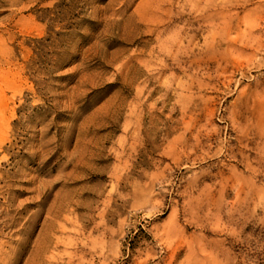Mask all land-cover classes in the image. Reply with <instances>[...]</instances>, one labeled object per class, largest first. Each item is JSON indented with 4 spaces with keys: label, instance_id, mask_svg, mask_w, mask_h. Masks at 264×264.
Segmentation results:
<instances>
[{
    "label": "rangeland",
    "instance_id": "374dc122",
    "mask_svg": "<svg viewBox=\"0 0 264 264\" xmlns=\"http://www.w3.org/2000/svg\"><path fill=\"white\" fill-rule=\"evenodd\" d=\"M0 264H264V0H0Z\"/></svg>",
    "mask_w": 264,
    "mask_h": 264
}]
</instances>
